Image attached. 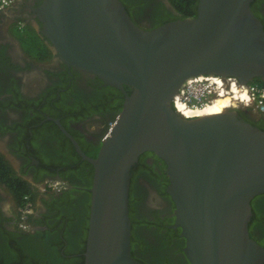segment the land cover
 I'll list each match as a JSON object with an SVG mask.
<instances>
[{
	"label": "water",
	"instance_id": "obj_1",
	"mask_svg": "<svg viewBox=\"0 0 264 264\" xmlns=\"http://www.w3.org/2000/svg\"><path fill=\"white\" fill-rule=\"evenodd\" d=\"M252 1L197 0L194 17L150 29L120 0H44L38 8L43 34L67 66L130 89L96 156L64 131L92 167L84 264H142L130 252L128 189L146 151L166 165L189 264H264L248 229L251 201L264 194V131L229 107L192 118L172 107L189 77L264 82V26Z\"/></svg>",
	"mask_w": 264,
	"mask_h": 264
},
{
	"label": "flooded vegetation",
	"instance_id": "obj_2",
	"mask_svg": "<svg viewBox=\"0 0 264 264\" xmlns=\"http://www.w3.org/2000/svg\"><path fill=\"white\" fill-rule=\"evenodd\" d=\"M43 1L15 0L0 9V157L7 167L0 171V248L24 245L26 255L40 258L36 251L52 244L74 257L80 256L79 223L89 215L92 167L65 132L83 153L96 156L130 89L103 85L58 57L38 17ZM120 1L141 28L184 19L170 0ZM251 10L264 24V0H253ZM258 81L245 85L264 86ZM229 108L264 131V111L238 102ZM13 177L23 183L21 197L9 186ZM167 184L164 161L143 152L130 170L128 213L130 252L144 264H189ZM260 227L252 233L260 236ZM22 253L20 264H35Z\"/></svg>",
	"mask_w": 264,
	"mask_h": 264
},
{
	"label": "trees",
	"instance_id": "obj_3",
	"mask_svg": "<svg viewBox=\"0 0 264 264\" xmlns=\"http://www.w3.org/2000/svg\"><path fill=\"white\" fill-rule=\"evenodd\" d=\"M170 2L172 6L176 9V11L179 13L181 18L195 16L197 0H170ZM261 84L264 85L262 81ZM5 165L6 164L2 161L0 157V171L5 170V168L7 169ZM90 174H91V168L89 166V177ZM11 181L12 182L9 184L10 188L16 190L19 193V197H21V194L24 195V192H21V188H20V185L23 183L18 178L14 179V177ZM12 184H17L19 188ZM260 200L264 201V194L258 195L251 201L252 215L250 218V222L248 224V229L250 236L253 239H255L262 247H264V207L262 208L258 206V202ZM76 213L77 212L75 211L74 214ZM85 216L86 219L85 220L81 219L79 223L81 225L80 239L82 240H80V244L79 247H77L76 252L80 253V256H74V257L63 256L56 249V247H54V245L51 244V246L44 252L39 253L36 251V254H39L40 258H35L25 254L28 251L24 245H23L24 249L16 250L14 249L13 245L7 244L0 248V264H18V263H14L15 261H18L20 264L22 262V259L18 256L19 252H23L22 255L24 256V259L27 262L34 261L35 264H84L83 252L85 250V237H86L87 223H88L87 211L85 212ZM258 225H261L260 236H256L252 233V230L256 228V226ZM141 263L144 264L143 262Z\"/></svg>",
	"mask_w": 264,
	"mask_h": 264
},
{
	"label": "built area",
	"instance_id": "obj_4",
	"mask_svg": "<svg viewBox=\"0 0 264 264\" xmlns=\"http://www.w3.org/2000/svg\"><path fill=\"white\" fill-rule=\"evenodd\" d=\"M15 0H0V9L11 5ZM232 87L244 90V99H233V103L241 105L253 104L257 109L264 111V86L257 87L255 84L245 85L233 77H221L218 75H198L189 77L181 84L177 93L173 96V108L181 113L179 109L194 111L212 105L223 95L232 96L235 94ZM232 103V104H233ZM182 114V113H181ZM191 115L190 117H196ZM200 116V115H199Z\"/></svg>",
	"mask_w": 264,
	"mask_h": 264
},
{
	"label": "bare ground",
	"instance_id": "obj_5",
	"mask_svg": "<svg viewBox=\"0 0 264 264\" xmlns=\"http://www.w3.org/2000/svg\"><path fill=\"white\" fill-rule=\"evenodd\" d=\"M232 91L235 92L232 96L228 95H223L220 98H218L212 105L203 108V109H198L194 111H186L179 109V111H182L181 113L183 114L184 118H192L190 117L191 115H197V116H203V115H211V114H217L222 112L223 110L227 109L228 107H231L233 105V99H239L242 97V99L245 98L246 92L244 90H238L235 87H232ZM196 116V117H197Z\"/></svg>",
	"mask_w": 264,
	"mask_h": 264
},
{
	"label": "clouds",
	"instance_id": "obj_6",
	"mask_svg": "<svg viewBox=\"0 0 264 264\" xmlns=\"http://www.w3.org/2000/svg\"><path fill=\"white\" fill-rule=\"evenodd\" d=\"M214 75V74H213ZM173 99V98H172ZM172 107H173V105H172ZM175 110V109H174ZM176 111V110H175ZM177 112V111H176ZM179 113V112H178ZM22 227H24L23 225H22Z\"/></svg>",
	"mask_w": 264,
	"mask_h": 264
}]
</instances>
